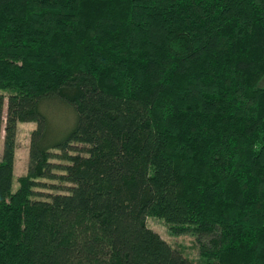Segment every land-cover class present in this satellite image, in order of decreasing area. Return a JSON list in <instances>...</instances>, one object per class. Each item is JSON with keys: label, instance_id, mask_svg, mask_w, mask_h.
<instances>
[{"label": "trees", "instance_id": "obj_1", "mask_svg": "<svg viewBox=\"0 0 264 264\" xmlns=\"http://www.w3.org/2000/svg\"><path fill=\"white\" fill-rule=\"evenodd\" d=\"M1 143L0 264H264V0H0Z\"/></svg>", "mask_w": 264, "mask_h": 264}, {"label": "rangeland", "instance_id": "obj_2", "mask_svg": "<svg viewBox=\"0 0 264 264\" xmlns=\"http://www.w3.org/2000/svg\"><path fill=\"white\" fill-rule=\"evenodd\" d=\"M43 110L48 113L52 126L54 129H58V131L67 129L73 122L74 115L72 112L65 107H61L59 104L54 106L52 109L44 106ZM36 126V122L18 123L12 191H16L19 188V177L28 172L31 132ZM2 147L3 144L1 143L0 158L2 154ZM148 225L154 231L158 232L164 239L168 240L174 247L187 253L192 259L198 258V248L195 243V236L172 235L169 232L166 223L162 219L156 217L148 218Z\"/></svg>", "mask_w": 264, "mask_h": 264}]
</instances>
